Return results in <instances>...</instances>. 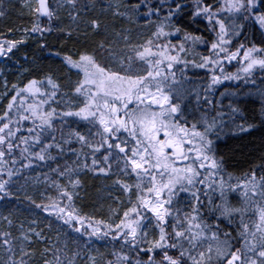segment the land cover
Listing matches in <instances>:
<instances>
[{"label": "snow or ice", "instance_id": "snow-or-ice-1", "mask_svg": "<svg viewBox=\"0 0 264 264\" xmlns=\"http://www.w3.org/2000/svg\"><path fill=\"white\" fill-rule=\"evenodd\" d=\"M10 4L27 23L0 31V264H264V0H0V19ZM256 133L231 171L220 142Z\"/></svg>", "mask_w": 264, "mask_h": 264}, {"label": "trees", "instance_id": "trees-1", "mask_svg": "<svg viewBox=\"0 0 264 264\" xmlns=\"http://www.w3.org/2000/svg\"><path fill=\"white\" fill-rule=\"evenodd\" d=\"M53 2L55 3V0H53ZM26 23H27V19L26 18H20V9H19V7L18 6L13 7L10 4L9 5V15L7 17L3 18V19H0V31H7V28L10 27V26H20V25H23V24H26ZM193 27H196V26L194 25ZM200 27H201V30H202V25ZM33 50H35V45L34 44H33ZM18 55L22 56L23 53L21 52ZM36 55L40 56L42 58L41 62H43V63H49L50 62L48 60H44L43 59V57L47 55V52H45V53L36 52ZM15 59H16V57H13V60H15ZM0 63H3V62L0 61ZM10 70L11 71H15V68H12L10 66ZM200 76L201 77L204 76V72L203 71L200 72ZM10 79H12L14 81L16 79V76L13 75L12 77H10ZM226 85L227 84H224L221 90H220V88H218V91H222L224 88H226ZM232 91H234V90H232ZM237 99H238V101H240L239 106L241 108L246 109L248 112H251L254 109L258 110L259 101H258V99H256L255 96H252V97L240 96ZM225 101L226 102L224 104V108L226 110L227 106L230 103H232V99L228 98ZM0 103H6V101L0 102ZM259 135H260L259 133H256L253 136L246 137L244 140H223V141L220 142V150L229 158V164L232 166V167H230L231 171L236 172L240 168H245L246 169L248 167V164L245 163V157H242L239 154L240 146H241V144L248 143V141H258ZM252 150H253L252 146L250 145L249 148L245 149L244 151H245V153H247V152H250ZM258 155H259L258 152H253V156L249 157V159H254ZM72 159H74V157ZM60 163H64V160H61ZM53 166H55V165H53ZM41 171H47V168H43V169L37 168L33 172L25 173V176L35 177L37 175V173H39ZM84 179H85V190L81 191V197L85 196V191H86L88 198L78 199L76 201V204H77L78 207L83 208V210L85 212H90V211L93 210V202L95 200V196H96L97 190H98V188L101 185V181L93 179L90 174H89L88 177H85ZM20 182L23 183V178L21 179ZM100 204H101V202L96 201L95 202V207L99 208ZM9 207H11V205H9ZM104 207H105V210H106L107 204H105ZM39 215L41 217L43 216L42 213L39 214ZM98 215H100V213H98ZM47 223H48V220L45 219L43 221L41 227H44ZM56 226L57 225H54V227H56ZM45 230L47 231V229H45ZM63 231L67 232V236L65 237V239L68 241L70 247H74V245L72 244V237H74L76 234L71 233L67 229H63ZM52 236H53V238H55V236H56V232L55 231L52 232ZM84 239L85 238H80V243H81L82 246H83ZM89 243L91 244V247L93 249H99L101 252L110 251L111 250V244L108 241H105V240H96L95 238H93Z\"/></svg>", "mask_w": 264, "mask_h": 264}, {"label": "rangeland", "instance_id": "rangeland-1", "mask_svg": "<svg viewBox=\"0 0 264 264\" xmlns=\"http://www.w3.org/2000/svg\"><path fill=\"white\" fill-rule=\"evenodd\" d=\"M202 50V51H201ZM198 51H201L202 53H204V54H207L206 53V50L205 49H203V48H199L198 49ZM228 70L229 71H235V68L234 67H232V66H229V68H228ZM257 81H258V84H259V74H258V76H257ZM224 84H227L228 85V88H224L222 91H218L217 90V92H216V94H215V96H216V98L217 99H220V93L221 92H224V91H229V92H231L232 90H237L240 86L242 87V84L240 83V82H225ZM223 84V85H224ZM223 85H221L220 87H218V88H220V90L222 89V87H223ZM234 85H236V87L234 86ZM233 88V89H232ZM225 98H230V99H232L231 97H228V96H226V97H224L223 99H225Z\"/></svg>", "mask_w": 264, "mask_h": 264}, {"label": "flooded vegetation", "instance_id": "flooded-vegetation-1", "mask_svg": "<svg viewBox=\"0 0 264 264\" xmlns=\"http://www.w3.org/2000/svg\"><path fill=\"white\" fill-rule=\"evenodd\" d=\"M236 87V85H234ZM241 87V86H240ZM226 88H228V85H226ZM225 100H227V98L223 99V107H224V104H225Z\"/></svg>", "mask_w": 264, "mask_h": 264}]
</instances>
